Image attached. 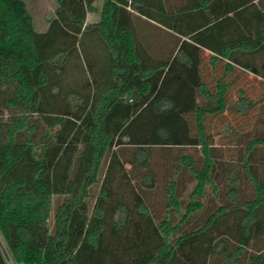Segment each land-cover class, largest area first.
Instances as JSON below:
<instances>
[{
  "label": "trees",
  "instance_id": "trees-1",
  "mask_svg": "<svg viewBox=\"0 0 264 264\" xmlns=\"http://www.w3.org/2000/svg\"><path fill=\"white\" fill-rule=\"evenodd\" d=\"M93 1L55 0L36 29L24 0H0V234L11 256L264 264V0H102L85 22ZM142 18L172 33L167 52H149ZM246 72L258 97L240 83ZM153 146L200 147L199 167L178 158L195 179L183 208L179 176L160 211L147 201ZM213 176L230 186L210 208L200 196L208 182L220 193Z\"/></svg>",
  "mask_w": 264,
  "mask_h": 264
},
{
  "label": "rangeland",
  "instance_id": "rangeland-1",
  "mask_svg": "<svg viewBox=\"0 0 264 264\" xmlns=\"http://www.w3.org/2000/svg\"><path fill=\"white\" fill-rule=\"evenodd\" d=\"M102 0H94L93 1V10L88 11L86 14V19L85 22H93L97 19L98 16V10L100 7ZM166 3H178L180 0H164ZM27 11L32 17L34 27L36 29H43L46 26L48 17L52 15L53 9L55 7V0H24ZM142 20V21H141ZM136 22V23H135ZM135 26L138 29V33L140 36V39L143 40L147 46H150L149 52L152 53V55H158V52H167L171 46L173 45L174 41V36L172 33L168 32L164 28L156 25L155 23H151L149 21H144L142 19H135L134 20ZM241 80L240 83L245 87L246 93L251 96V97H258L259 93L257 92L258 88V83L255 82V76L252 74L246 72V75L241 76L239 79ZM229 117V115H228ZM232 117H230L231 120ZM249 120H252L250 118ZM232 121V120H231ZM259 125V124H257ZM256 128H262L261 127H256ZM126 148V147H125ZM127 150H130V148H126ZM129 152V151H128ZM150 157L148 158V165L147 167L153 172L155 175L156 179V187L155 189H152L151 191L144 189L145 193L149 194L147 198V201L149 200L150 203L153 205H156V207L160 211L159 205L162 204L163 200L165 199L164 195V188L166 185V181L170 178H177L178 176L181 177L180 180L186 181L187 176L185 173H180L182 172L181 170L185 171L184 169H181V164L179 163V155L184 154L187 157H191L193 161L195 162L196 167H199L201 162H202V153L200 150V147H190V146H185V147H171L169 149H164L163 147L160 148L158 146H153L151 147L150 150ZM217 155V154H216ZM260 156V159H264V147L262 149L258 150V153L255 155ZM227 160V158H224L223 155L221 156L220 154L218 155V160H220L221 163H223ZM215 164L217 163V159L214 160ZM232 163L234 161L232 160ZM178 167V171H174L173 174H171V167L174 166ZM126 168H128V164H125ZM235 166V165H234ZM230 168L229 172L226 174L227 176H235L233 168ZM217 167V164H216ZM140 175L136 176V179L139 180ZM190 178V177H189ZM187 179L189 183H181L183 184V189L181 194H179V198L181 200V208H183V205L188 199V192L192 188L195 179ZM218 181V185L220 189V193H218L217 196V190L213 191L212 190V184L211 182H208L205 184L203 195L200 196V200L203 204H207L210 202L209 206L212 208L215 206L217 203L220 201L224 200V190H226L229 186L230 183L228 179L225 177L219 178V180L213 176V182ZM241 186L238 188V192L243 194L244 196L246 195V179L242 180ZM187 182V181H186ZM97 185H93L91 187V192L95 193L97 190ZM144 193V194H145ZM146 196V194H145ZM91 200L92 198H88L89 204L91 205ZM166 200V199H165ZM196 217L200 216V211L198 210L196 213ZM194 214V215H195Z\"/></svg>",
  "mask_w": 264,
  "mask_h": 264
},
{
  "label": "built area",
  "instance_id": "built-area-1",
  "mask_svg": "<svg viewBox=\"0 0 264 264\" xmlns=\"http://www.w3.org/2000/svg\"><path fill=\"white\" fill-rule=\"evenodd\" d=\"M0 254L3 257L5 264H31V263L18 262L14 260L5 245L1 234H0Z\"/></svg>",
  "mask_w": 264,
  "mask_h": 264
}]
</instances>
